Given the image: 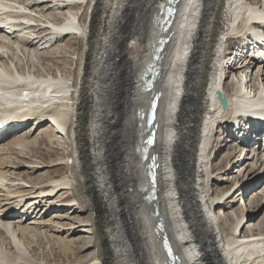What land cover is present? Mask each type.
I'll return each mask as SVG.
<instances>
[{
  "label": "bare ground",
  "instance_id": "6f19581e",
  "mask_svg": "<svg viewBox=\"0 0 264 264\" xmlns=\"http://www.w3.org/2000/svg\"><path fill=\"white\" fill-rule=\"evenodd\" d=\"M165 1L161 0L160 2L163 4ZM259 2V0H179L176 3V17L170 28L163 33L160 23L162 5L158 4L157 10L151 18L149 29L151 36L148 44L144 47L140 43L134 44L136 58L141 63V69L138 73L140 77L136 80L137 84L129 88L130 93L135 95L140 103L139 108L137 107L136 118H134V112L131 115L137 120V141L132 146L134 147L133 152L126 150V159L130 158L129 161L131 160L130 162L133 163L129 165V175H126L127 180L124 185L129 183L127 187L134 186L130 188L132 192H129L130 189L128 190L126 203L134 201L135 193L141 194V199H135L132 203V205L138 203L139 209L137 210L138 215L132 216L133 220L130 223H132L131 229L134 230L133 232L138 238L136 246L139 251L138 257L142 258L145 254L147 255L144 256L143 262L152 264H174L175 262H180V264H264V227L261 225L260 231L257 233L258 228L250 224L255 215L249 212L245 213L244 209H249L247 203H242L243 210L241 212L236 211L226 218H218L214 212L215 206L219 202H222L223 206V202H231L235 198L246 196L248 193L244 192V189L251 187L254 182H247V186L244 185L242 190L237 187L224 201H221L225 196L223 194L214 198L212 182H220L224 178H222L223 175H213L212 164L216 157L210 147L217 127L221 128L220 133H225V131L227 133L232 122H236V120H239L240 123L249 120L254 125L260 124L259 120L252 117L249 119L234 116L244 106H251L253 96L257 99L264 97V62L260 61L262 65L259 64L257 60L261 58L257 57L254 52L248 54L251 51V46L255 49V43L258 44L256 40L264 43V38L261 37L264 34V5L259 6ZM105 3L112 7L111 14H113L116 12V8L122 6L123 2L122 0H106ZM96 4L97 0H0V117L5 118L6 122L11 124V129H8L0 139V164H7L12 157L9 156V153H7L8 157L4 156L5 148L11 147L10 150H20L36 146L41 142L40 135H36L31 140H27L21 135L20 129H26L25 125L31 123L29 122L31 120L35 121L36 130H38L39 124L44 121L51 123L52 129L48 130L47 136L52 140L61 132L65 135L68 149L67 156H65L67 159L65 160L67 165L65 176L58 177L56 175L58 178L53 177L49 185L47 184L45 189L39 191L38 196L27 199V206L23 204L21 209L26 207L25 210L28 214L39 208L41 202L47 201L44 199L45 196H52L55 190L59 192L63 188L73 194L74 198L68 201H76L81 206L83 200L89 199L85 194L86 187L89 189L98 186L99 193L107 199L103 203L107 207L111 206L112 201L107 194V182L101 175L102 167L95 166V162L103 158L102 150L99 149L101 141L97 139L100 133L98 134L95 130V119L92 120L87 134L91 152L90 172L86 173L83 168L84 160L88 155L84 154L86 137L82 125V114L87 104V101L84 100L86 96L84 97L85 92L82 86L85 72L83 60L84 57L95 60L99 28L93 20L89 25L88 17L92 6L94 7L93 15L95 14ZM80 10L82 12H79ZM65 14L66 17H63ZM140 18L143 25L138 27L136 42L143 36V33L141 35L140 33L146 26L145 19ZM171 31L174 36L172 35L171 40L165 44L161 52L163 55L158 60L159 72L155 75L153 86L149 89L146 87L143 75L148 72L154 43L159 36H166ZM70 34L78 35L81 47L80 51L79 48L76 50L79 52L77 56L78 69L71 83H69L70 79L66 71L62 72L61 70V75L58 77L52 73L53 71L45 73L40 71L42 69H38V64L42 65L43 63H45L43 66L47 71L52 69L50 66H54V63L52 64L54 62L53 53L49 54L46 50L54 47L62 50L64 47L61 46V42L65 35ZM233 41H236L238 45L233 51L237 56L235 58L232 56V73L234 76L239 73L243 74L246 80H241L238 77V84L232 88L233 84L225 81L227 75L225 73H228L225 69L229 59L227 53ZM125 53L128 56L129 50H125ZM257 63L260 69L253 73L254 68L252 67L258 66ZM89 67L94 68V65ZM90 70L91 73L94 72L93 69ZM247 79L253 82L254 90L251 91L253 88H249L250 82L245 83L248 82ZM95 81L90 77L85 82L94 87L97 83ZM93 89L95 90V88ZM158 91H161L162 96L159 98L155 120L158 122L156 141L150 148V153L158 152L160 165L155 178L156 197L148 198L147 191L151 186V176L148 165L149 157L146 160L144 158L145 151L142 140L149 133L146 123L147 111ZM218 91H221L223 96L228 99V106L225 109H222L221 105L210 97V93L212 95ZM96 94L93 92L91 96L94 101ZM262 106H264V102ZM161 113L164 115L163 118ZM251 114L254 113L251 112ZM131 117L126 113L124 122L126 123ZM176 117L178 123L175 122ZM245 128L247 126L240 128L238 133L240 132L244 138H247L249 132L244 130ZM13 129L20 131L6 137L9 130ZM255 130H260V127ZM224 133L222 134V137L225 138L222 144L223 150L220 149L219 153L227 151L224 154L227 162L232 157H237L238 160H248L247 167H250L251 171L264 167V147L259 148L262 151L258 153L254 149L257 144L251 149L239 142V137L231 136L228 133V135L225 133L227 135L225 136ZM175 134L180 137L184 156L187 158L183 170L182 167L177 168L176 166V173L172 169L174 167H172L171 161ZM159 141H162V145ZM230 142H234V145H231ZM249 153H252L251 156ZM10 154L12 155V152ZM53 170L48 172V176ZM0 172V186L7 189L8 184L2 181L6 176L1 168ZM119 174L122 175V171ZM257 175L258 173L246 180L253 181ZM161 178L164 180L162 181ZM86 180L87 183H85ZM8 192L11 194L9 189ZM130 193L133 195L132 198L129 197ZM216 199L218 200L216 201ZM263 199L264 196H260L248 204L256 209V205H260ZM23 201L24 196L22 200H19L17 206L9 208L8 211L11 212L0 206V264H40L41 260L35 253V245L25 244V241H22L19 236L20 232L22 236H25L29 229L20 228V226H18L19 229L16 228L8 218L16 212L12 209H17ZM200 201L202 202L200 203ZM31 202L34 203L28 205ZM114 219L113 214L104 219L96 218L91 227L83 229L94 235L92 240L94 251L84 255L85 258L79 264H128L127 258L130 252L127 247L129 241L127 228L124 227L125 224L121 219H119L121 223H116L119 225H113V227ZM160 219L161 224L158 225L157 222ZM136 222H140V225H137ZM262 223L264 224V218L261 220ZM72 227L74 228V224ZM2 228L11 234V242L7 241L8 237H3ZM17 230L21 231L17 233ZM164 235H167L177 256L174 257L165 250ZM4 240L7 242L6 247L3 246L4 244L2 245ZM60 242L64 244L60 245ZM73 243V240H68L66 237L57 242L66 254L69 251L75 253L71 246ZM45 261L47 264H51V259L46 258Z\"/></svg>",
  "mask_w": 264,
  "mask_h": 264
},
{
  "label": "rangeland",
  "instance_id": "374dc122",
  "mask_svg": "<svg viewBox=\"0 0 264 264\" xmlns=\"http://www.w3.org/2000/svg\"><path fill=\"white\" fill-rule=\"evenodd\" d=\"M160 1L161 0H158V2L157 0H122L123 8L122 6H120L116 8V12L111 14L112 7L108 6L105 3L106 0H97L95 14L93 15V9H94L93 6L89 10L88 23L90 25V23L93 20V22L99 28L98 29L99 42L96 44L97 47H95V60L94 58L90 60V58H86V57H84L83 60V68L85 72L83 74L84 84H82V86L85 92L84 97L86 96L84 100L85 102L87 101V104L82 114L83 115L82 125H83V133L85 134L86 137L84 154L86 153L88 154V155L86 154L87 156L86 159L84 160L83 168L86 173L90 172L91 168H90L89 158H91V152L87 140L88 137L87 134L89 132V126L93 122L92 120L95 119L96 120L95 130L98 132V134L100 133V135L97 136V139L101 141L99 149L102 150L101 154L103 156V158H100L97 160V162H95V166L102 167L101 175H103L105 181L107 182L106 183L107 194L111 198L112 202L110 204L111 205L110 207H107L106 204H104L107 201V199L103 198L102 194L99 193L98 186L96 188H89V189H87L86 187L85 194L88 196L89 199L83 200L80 206L76 203V201H68L69 199L74 198L72 197L73 194L71 191L65 190V188H63L59 192H57L58 190H55L54 193H52V196H45L44 199L47 201L45 202L43 201V203L41 202L39 208H37L35 211H32L30 214H28L27 210H25L26 207H23L21 209L23 204L27 206V202L25 203L23 202L21 206H19L17 209H12V211H16V212L11 214L8 218L11 220V222H13L16 228L19 229L18 226H20V228L29 229L26 232L25 236H22L21 232L19 233V231L21 230H17L18 231L17 233H19L21 240L25 241V244L35 245L36 247L35 253L37 256H39L38 258H40L41 260L39 262L40 264H47V262L45 261L46 258L51 259L50 262L51 264H79V262L85 258L84 255H87L90 251H94V246L92 243L94 235H92V233L89 231L88 232L84 231L83 229L91 227L96 218L104 219L107 216H110V214H113V216H115V219L113 220L114 222H112V226L119 225L116 223H121L119 220L121 219L125 224L124 227L127 228V234L129 238L127 247H129V252H130L127 258V260H129L128 264H152L149 262H143V259L145 258L144 256H147L146 254L142 258L138 257L139 251H137L136 249V246L138 244V238L135 235V232H133L134 230L131 229L132 223H130L133 220V217L138 215L137 210L139 209V206L137 205L138 203H135L134 205H132V203L135 201V199L136 200L141 199L140 196L141 194L135 193L134 201L131 200L129 204L126 203L127 201L126 195L128 193V190L134 186L131 185L130 187L128 186L129 187L128 188L127 185L129 183H127L126 186L124 184L127 180V176L129 175L128 173L129 165H132L130 163H133L130 162L131 160L129 161L130 158L126 159L125 155H126V150L133 152L134 147L132 146H134L137 141L136 132L138 126H136L137 120L134 118H136V114L140 103L139 99L136 98L135 95H132V93H130L131 91L129 88V87L132 88L137 84L136 80L140 77V74L138 73H140L139 69H141V63L136 58L137 53L134 44L140 43V45L143 47L148 44L149 37L151 36V34L149 33V29L152 22L151 18L153 13L157 10L158 4L162 5V2ZM259 1H260L259 6L264 5V0H259ZM52 10L55 11L54 9ZM79 12H82V10H80ZM110 14L112 16L111 18L109 17ZM63 17H66V14ZM140 17H143L145 19L146 26L145 29L142 30V32L140 33V35L143 33L142 34L143 36L141 37L142 39L139 38L137 39L136 42L135 38L139 32L138 27H141L143 25L141 21L142 19ZM79 40L80 39L77 34L65 35L64 39L61 42V46H63L65 50H63L64 48L61 50L60 48H56V47L46 50V52H49V54L53 53L52 56L54 58V62H52V64L54 63V66L53 65L50 66L52 69L51 70L49 69L47 71V69L43 66L45 63H43L42 65L38 64V69L39 70L42 69L40 71H43L45 73H48L49 71H53L52 73L54 75H57L58 77H60L61 75L60 72L61 70L62 72L66 71L70 79L69 83H71L72 78L74 79V76L76 74L75 72L78 69L77 56L79 52L76 50H78L77 48H79V51L81 49V47L79 46ZM236 45H238L237 42L233 41V44H230L229 46L231 50L229 49V52L227 53V57H229V59L225 69V71L228 72L225 73V75L227 74L225 81H227L231 85L233 84L232 88L234 87L235 84H238V77L241 80L242 79L246 80L245 75L243 76V74L239 73L237 74V76H234L232 73L231 63L233 57L232 55L230 56V52L233 53ZM123 49L129 50L128 56L125 53V50ZM147 52H148V48H147ZM166 53L169 54V52L167 51ZM92 65H94V68L89 67ZM258 66L255 65L252 67L254 68L253 73H256L260 69V66L259 67ZM90 69H93L94 72L91 73ZM89 76L92 78L93 81L96 80L95 81L97 82L95 84L96 86L94 85L93 87V85H90L87 82H85L89 80L90 78ZM249 80L250 79H247L248 82L245 83L248 84L250 82ZM252 84L253 82H250L248 86L249 88L254 89L255 87H253L254 85ZM97 86H99L98 90H97ZM244 86L246 87V85ZM93 88H95V90ZM93 92L97 93L95 96V101L91 97ZM211 98L214 101L212 96ZM79 100L81 99L79 98ZM161 105H162V101H161ZM125 112L127 113L128 116L130 115V117L131 115L134 114V118L132 117L129 118V120H127L126 123L124 122V115H126ZM132 112L134 113L132 114ZM162 116L164 117L163 113H161V117ZM34 122L35 121L28 123L30 125L27 124L28 125L26 126L27 128L20 132L22 133L21 135L26 137L27 140H31L36 135H40L41 142H39L38 145L30 146L32 148L28 147L20 150H16V149L10 150L11 148L10 147L7 149L5 148L3 152L4 156H6L7 153H9V156H12L10 157L9 162H7V164L6 163L0 164V168L3 171V174H5L6 176L3 177L2 181L8 184L7 189L3 188V186H0V203H1L0 206H2L3 209L7 211L9 210V208L17 206L19 200H22L23 196L26 197L27 199H29L30 197L38 196L39 191L45 189V186L49 184V182L52 180L53 177H55L56 175L58 177L65 176V173L67 172V167H66L67 165L65 164V160L67 159H65V156H67L68 149H67V143H65V135L59 132L60 134L58 133L57 136L53 138L54 140L52 138H51L52 140H50V137L47 135H48V130L52 129L51 123H49L48 121H44L41 124H39L40 126L38 130H36L35 127L36 124ZM175 122L178 123L177 117L175 119ZM101 130L103 131L101 132ZM220 132H221V128L217 127V129H215L214 131L215 136L211 144L212 146H210L211 150H213L212 152L215 154L216 157L212 164L213 175L214 176L223 175L222 178L226 180L222 179L220 180V182L219 181L212 182V186H213L212 188L215 190V191L213 190L212 196L216 198L222 196L223 194L225 196L224 198H222L221 201H224V199L228 197L234 190H236L237 187L242 190L244 185L247 186L246 184L247 182L248 183L254 182V183L252 184L253 187L251 186L249 188L244 189V192L248 193L246 196H244L243 198L242 197L235 198L231 202H227V203L223 202V206L221 204L222 202H219V204L215 206L214 212L218 218H222V217L226 218L231 213H234L236 211L241 212L243 210L242 203L243 204L247 203V208L249 209L245 208L244 209L245 213L249 212L255 215L254 220L251 221L250 224L258 228L257 229V233H258L260 231L259 228L261 227V225L264 227V224L263 223L261 224V220L264 218V199L260 205H256L255 207L256 209H253L248 203L251 201H255L260 196H264V167L261 168L259 167L258 170L251 171L250 167H247L248 160L247 161L246 160L244 161L243 159L238 160L237 157H232L227 162V159L224 156V154L227 151L225 150L219 153V150L222 149L223 140L225 139L224 137H222L223 136L222 134L224 132L222 133ZM228 132H230L229 128L227 130V133ZM226 134L225 136L228 135ZM159 143L160 145H162V141H159ZM233 143L234 142L232 143L230 142L231 145H234ZM173 144L174 146L172 150L171 161H172V167H174L172 169L174 170V173H176V166L177 168L182 167L183 170V168L186 166L185 162L187 158L186 156H184L185 153L182 147V141H180V137H178L177 134H175L174 136ZM254 145L256 144L253 143L252 146ZM254 149L257 150L258 145L254 146ZM261 151L262 150H259L258 153L259 152L261 153ZM11 152L12 155L10 154ZM251 154L252 153H249V156H251ZM6 157H8V155ZM85 162L87 165L85 164ZM51 168L54 170L48 176V172L52 170ZM119 170L122 171V175L119 174L121 172ZM256 173H258V175L256 178H254L255 180L253 181L246 180V178L252 177ZM57 176L56 178H58ZM161 180L163 181L164 178H161ZM85 183H87V180L85 181ZM8 189L11 191V194L8 192ZM129 192H132V190L130 189ZM129 197L132 198L133 195H131L130 193ZM217 200L218 199H216V201ZM36 201H41V200H36ZM63 201L66 202L62 203ZM34 202H31L28 205H31ZM201 202L202 201H200V203ZM136 223L137 225L138 224L140 225V222H136ZM72 224H74V228L72 227ZM14 226L12 225V227ZM2 229H3V234H2L3 237L4 236L8 237L7 241L11 242V236H10L11 234L9 232L7 233L4 228ZM36 234L37 236H34ZM65 237L68 240H73L74 243L71 246L74 248L75 253H71L69 251L68 254H66L65 251H63L60 247V245H63L64 243L60 242V245L57 244L59 239L61 238L65 239ZM11 244L13 245V243ZM2 245L4 247L7 246L6 240L2 241Z\"/></svg>",
  "mask_w": 264,
  "mask_h": 264
},
{
  "label": "water",
  "instance_id": "95a60500",
  "mask_svg": "<svg viewBox=\"0 0 264 264\" xmlns=\"http://www.w3.org/2000/svg\"><path fill=\"white\" fill-rule=\"evenodd\" d=\"M177 2L178 0H166L165 3L162 4L161 13L164 14V17L160 19L162 33L166 32V30H168L173 23V19L175 17V11H176L175 4ZM171 35H172V31L167 36H159L157 41L154 43L152 60L149 62L148 72H145L143 75V78L145 79L146 82V87H148L149 89L153 86V80L155 78V75L159 72L158 60L162 58V53H161L162 49L164 48L165 43L169 40ZM217 94L221 100L222 107L224 109L227 108V101L222 96L221 91H218ZM159 95L160 93H157L156 98H158ZM155 118H156L155 107H153L152 110L151 108H149V110L147 111V121H146L149 127V133L142 140V142L144 143L143 149L145 151L144 158L146 159L149 157L148 165L150 168V176H151V186L147 191L148 198L156 197V191H157L155 173H156V168L159 165V161H158L159 154L158 152L150 153V148L153 146L156 139V128L158 123L157 122L154 123Z\"/></svg>",
  "mask_w": 264,
  "mask_h": 264
}]
</instances>
